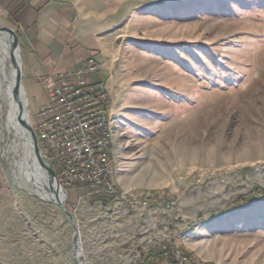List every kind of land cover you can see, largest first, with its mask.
<instances>
[{"label": "rangeland", "instance_id": "rangeland-1", "mask_svg": "<svg viewBox=\"0 0 264 264\" xmlns=\"http://www.w3.org/2000/svg\"><path fill=\"white\" fill-rule=\"evenodd\" d=\"M94 1L119 200L62 187L82 264H163L166 240L201 264H264V197L254 192L264 190V0H72ZM0 26L16 34L22 65L18 29L2 15ZM2 112L0 261L74 264L65 216L10 173L21 152L8 149L6 100Z\"/></svg>", "mask_w": 264, "mask_h": 264}, {"label": "built area", "instance_id": "built-area-1", "mask_svg": "<svg viewBox=\"0 0 264 264\" xmlns=\"http://www.w3.org/2000/svg\"><path fill=\"white\" fill-rule=\"evenodd\" d=\"M100 65L89 60L84 69L72 75L60 74L43 79L45 102L37 112L32 128L42 159L54 170L61 187L89 185L114 200L118 193L109 187L110 168L105 119L109 118L111 97L104 80L81 79L99 72ZM163 264H194L181 257L170 241L161 245ZM141 264H152L145 260Z\"/></svg>", "mask_w": 264, "mask_h": 264}, {"label": "crops", "instance_id": "crops-1", "mask_svg": "<svg viewBox=\"0 0 264 264\" xmlns=\"http://www.w3.org/2000/svg\"><path fill=\"white\" fill-rule=\"evenodd\" d=\"M95 1L83 4L72 0H0V15L18 29L22 48V83L36 115L45 102L47 76L71 74L84 69L90 59L102 68L105 37L100 21L102 13ZM95 21L99 22V27ZM99 70V71H100ZM103 73L84 74L81 79L95 82ZM0 169V193L4 179ZM0 264H5L0 261Z\"/></svg>", "mask_w": 264, "mask_h": 264}, {"label": "water", "instance_id": "water-1", "mask_svg": "<svg viewBox=\"0 0 264 264\" xmlns=\"http://www.w3.org/2000/svg\"><path fill=\"white\" fill-rule=\"evenodd\" d=\"M0 31L7 33L10 44V60L13 67V78L7 95V118L5 129L7 133L13 132L12 144L8 149L13 154H19L18 162L22 164L30 175L32 182L43 184V197L32 194L37 199L55 205L65 216L72 228L71 258L74 264H82L78 250V229L72 213L65 207V193L58 183L54 170L42 159L38 148L36 136L26 116V108L22 101V65L19 55L18 40L14 31L0 26ZM20 61V64H19ZM35 184V183H34Z\"/></svg>", "mask_w": 264, "mask_h": 264}, {"label": "bare ground", "instance_id": "bare-ground-1", "mask_svg": "<svg viewBox=\"0 0 264 264\" xmlns=\"http://www.w3.org/2000/svg\"><path fill=\"white\" fill-rule=\"evenodd\" d=\"M13 74L14 71H13V67L11 66V60H10V44H9L8 34L0 31V121L2 119L3 103H5L7 95L9 96V90H10ZM24 97L25 96L23 93L22 101L24 103V106L26 103L25 106V108H27L26 116L28 118L29 111H28L27 98L25 97L24 100L23 99ZM105 127H106L107 144L109 145L112 138L110 116L109 118L105 119ZM108 161H109V156H108ZM14 163L15 162H13L12 165L9 164L10 173L12 174L14 179L16 181H25L26 183L30 181L31 187L24 184L26 190L30 193L38 194L39 196L43 197L44 196L43 184L42 183L40 184L38 182H32L31 175L25 169L22 168V164L19 162H16L15 164ZM109 187H111L113 191L115 190L114 186L110 182V179H109ZM172 248L178 249V253H180L181 257L191 260L194 264H201L193 256L185 254L183 250L180 249L178 244L172 243Z\"/></svg>", "mask_w": 264, "mask_h": 264}, {"label": "trees", "instance_id": "trees-1", "mask_svg": "<svg viewBox=\"0 0 264 264\" xmlns=\"http://www.w3.org/2000/svg\"><path fill=\"white\" fill-rule=\"evenodd\" d=\"M254 192L261 194V198L264 197V190L263 189L256 188V190ZM253 200H254L253 195L250 193L246 196L240 197L233 205L230 206V208H237L240 205H246V204L252 202ZM147 201H152L151 204H154V203H157V198H154V197L151 199L148 198ZM66 208H67V204H66ZM67 209H68V211H70L69 208H67ZM225 211L226 210L222 211V214L225 213Z\"/></svg>", "mask_w": 264, "mask_h": 264}]
</instances>
